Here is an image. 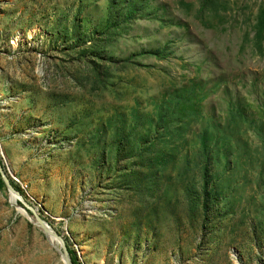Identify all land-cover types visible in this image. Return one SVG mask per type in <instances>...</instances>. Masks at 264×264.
<instances>
[{
  "label": "rangeland",
  "instance_id": "1",
  "mask_svg": "<svg viewBox=\"0 0 264 264\" xmlns=\"http://www.w3.org/2000/svg\"><path fill=\"white\" fill-rule=\"evenodd\" d=\"M263 12L0 0V162L78 264H264ZM11 197L0 264H65Z\"/></svg>",
  "mask_w": 264,
  "mask_h": 264
},
{
  "label": "water",
  "instance_id": "2",
  "mask_svg": "<svg viewBox=\"0 0 264 264\" xmlns=\"http://www.w3.org/2000/svg\"><path fill=\"white\" fill-rule=\"evenodd\" d=\"M0 173L4 180V183L6 184L7 188L9 189L11 193V196L16 195L19 198V200L26 206L28 210V214L29 215L30 213L33 214V218L36 220L37 225L44 232V234L47 236L50 242H51L50 237H53L59 241V244L55 247L58 248V251L60 252L62 258L64 259L65 264H72L70 253H69V250L66 246V242L63 239V237L59 235L58 232L55 229H53V227L41 216V214L39 213V210L36 209L31 204H29L27 200L25 199V197L23 196V194L19 190H17V188L12 183L11 179L7 176L4 168H2L1 162H0Z\"/></svg>",
  "mask_w": 264,
  "mask_h": 264
},
{
  "label": "trees",
  "instance_id": "3",
  "mask_svg": "<svg viewBox=\"0 0 264 264\" xmlns=\"http://www.w3.org/2000/svg\"><path fill=\"white\" fill-rule=\"evenodd\" d=\"M135 15H136V9L133 8L130 13L127 15V17H132V18H135ZM129 20V19H128ZM260 34L263 33L264 34V12L262 13L261 17H260ZM154 56H157L159 57V53H154ZM2 183L3 185H5L4 183V180L2 178ZM15 186V185H14ZM19 191H21L17 186H15ZM69 253H70V257H71V260H72V264H78L77 262V258L76 256L74 255L73 251L72 250H69Z\"/></svg>",
  "mask_w": 264,
  "mask_h": 264
},
{
  "label": "bare ground",
  "instance_id": "4",
  "mask_svg": "<svg viewBox=\"0 0 264 264\" xmlns=\"http://www.w3.org/2000/svg\"><path fill=\"white\" fill-rule=\"evenodd\" d=\"M17 42L18 41H16L14 44H17ZM12 202L13 203H17L18 201H19V198L16 196V195H12ZM18 205V204H17ZM22 212L21 213H23L24 215H26L27 216V218H29L30 219V221H32V223L33 224H35L36 225V227H38L39 228V226L37 225V223H36V220L31 216V215H29L26 211H24V210H21ZM20 214V213H19ZM23 216V215H22ZM24 217V216H23ZM40 229V228H39ZM50 239H51V241L53 242V244L55 245V246H57L58 244H59V241L57 240V239H55V238H53V237H50Z\"/></svg>",
  "mask_w": 264,
  "mask_h": 264
}]
</instances>
